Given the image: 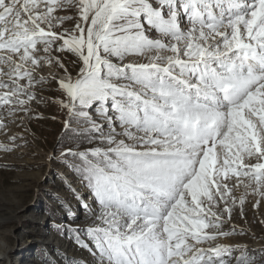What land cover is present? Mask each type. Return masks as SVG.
I'll list each match as a JSON object with an SVG mask.
<instances>
[{
	"label": "snow or ice",
	"instance_id": "1",
	"mask_svg": "<svg viewBox=\"0 0 264 264\" xmlns=\"http://www.w3.org/2000/svg\"><path fill=\"white\" fill-rule=\"evenodd\" d=\"M45 65L58 72L38 78ZM48 82L91 145L60 157L90 223L73 228L63 199L55 231L91 264H264L218 242L246 235L224 225L249 196L264 202V0H0V131H27Z\"/></svg>",
	"mask_w": 264,
	"mask_h": 264
},
{
	"label": "rangeland",
	"instance_id": "2",
	"mask_svg": "<svg viewBox=\"0 0 264 264\" xmlns=\"http://www.w3.org/2000/svg\"><path fill=\"white\" fill-rule=\"evenodd\" d=\"M59 15L74 16L75 13L74 10H64ZM73 23L71 20L66 21L64 26L69 27ZM58 55L64 59L66 67L71 69L70 61L75 58L70 54ZM48 69L45 65L43 71L36 73L37 77L49 79L53 73L58 72L56 67ZM36 92L37 99L32 102L31 107L33 116L39 118L27 122V131L19 126V120L10 123L8 129L0 131V144H7L13 149L7 152L0 150V252L1 247H4L8 256L7 259L0 258V264H57V261L60 264H84V260L77 254L61 249V242H74L70 235L57 234L55 225L68 222L59 209L58 202L63 199L77 213L73 228L79 227L83 231L90 223L89 215L79 207L65 187L67 177L74 187L79 188L66 166L71 163L72 158L62 160L60 157L66 149L82 151L85 146L91 145L86 141L81 144L77 139L76 125L65 129L63 121L68 117L66 110L55 103L63 97L54 82L38 85ZM13 134L22 135L27 143L17 139L13 144L10 139ZM79 191L88 197L87 190L80 188ZM242 191L241 189L236 194ZM249 198L252 196L246 200L243 217L237 207L232 220H226L224 230L230 231L233 227L237 232L243 230L246 235L232 236L239 244L257 240L261 247L250 248L264 249V211L261 205L259 209H254ZM48 234L52 238L45 245L41 241ZM90 257L93 260L91 255Z\"/></svg>",
	"mask_w": 264,
	"mask_h": 264
},
{
	"label": "bare ground",
	"instance_id": "3",
	"mask_svg": "<svg viewBox=\"0 0 264 264\" xmlns=\"http://www.w3.org/2000/svg\"><path fill=\"white\" fill-rule=\"evenodd\" d=\"M53 68V67H52ZM48 70H50V69H48ZM61 74V73H60ZM240 193H238V195H239ZM250 199V201L252 202V204L254 203V201H255V199H257V198H255V197H252V198H249ZM261 206H262V208H263V211H264V202H262L261 203ZM257 210V209H256ZM39 219V218H38ZM51 234H48L45 238H43L42 239V243L43 244H45L46 245V243L49 241V240H51ZM219 243H223V244H230V243H238L237 242V239L236 238H234V237H228V238H221L219 241H218ZM239 244V243H238ZM244 245H247V246H249V247H252V248H254V247H256V248H258V247H261V245H260V242H258L257 240H254V241H251L250 243L248 242V244H244ZM60 247H61V249L62 250H64V251H68V252H72V253H75V254H77L79 257H81L84 261H88L89 262V264H91V262H92V258L90 257V255L88 254V252L86 251V250H83V249H78L73 243H72V241H63V242H61L60 243ZM2 249H1V252H0V258L1 259H4V258H6L7 259V252H6V248H4V247H1Z\"/></svg>",
	"mask_w": 264,
	"mask_h": 264
}]
</instances>
